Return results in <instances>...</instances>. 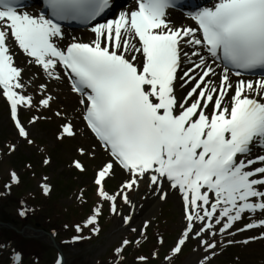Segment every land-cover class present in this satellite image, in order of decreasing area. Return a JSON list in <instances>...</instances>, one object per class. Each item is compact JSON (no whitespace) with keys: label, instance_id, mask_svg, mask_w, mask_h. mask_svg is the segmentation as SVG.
<instances>
[{"label":"snow or ice","instance_id":"1","mask_svg":"<svg viewBox=\"0 0 264 264\" xmlns=\"http://www.w3.org/2000/svg\"><path fill=\"white\" fill-rule=\"evenodd\" d=\"M44 3L52 18L19 11L18 0H0V94L10 105L21 137L28 133L18 119V108L31 107L32 98L17 91L23 88L22 69L15 65L10 42L49 77L59 79L55 70L62 66L72 91L82 97L79 103L87 127L113 158L94 180L98 197L111 202L113 213L117 197L131 203L127 193L143 178L153 186L167 180L180 192L187 225L173 254L181 251L196 221L201 228L194 235L206 249H214L215 243L202 239L213 229V221L221 225L223 234L245 214L264 212V155L250 156L256 144L264 149V79L240 80L235 85L230 81L233 69L236 76L240 70L264 69V0H216L213 7L191 16L196 27L180 28L170 27L165 19L173 0H137L136 10L120 12L118 18L92 27L90 43L73 42L63 49L55 43L62 37L55 21L96 20L109 7V0ZM183 46L192 51H184ZM182 55L190 65L179 77L182 86H194L178 102L174 87ZM217 61L223 65L218 85L211 82L217 75L213 65L220 66ZM50 100L42 98L39 104L47 108ZM74 134L71 124L62 126V136ZM114 164L129 179L119 193L110 195L104 181ZM74 166L83 171L79 161ZM11 180L18 182L15 173ZM42 188L47 194V185ZM160 198L165 199L166 193ZM99 214L97 207L84 226L95 225ZM130 220L124 217L125 224ZM254 228H264V219L237 231ZM128 243L123 241L125 246ZM122 251V247L115 250L117 255ZM13 260L20 264L18 253Z\"/></svg>","mask_w":264,"mask_h":264},{"label":"rangeland","instance_id":"2","mask_svg":"<svg viewBox=\"0 0 264 264\" xmlns=\"http://www.w3.org/2000/svg\"><path fill=\"white\" fill-rule=\"evenodd\" d=\"M26 66L33 65L26 60ZM50 109L42 107L39 101H32L31 107L21 106L18 115L28 135L19 137L0 94V259L3 264H14L13 256L17 253L20 264H57V261L60 264H201V261L203 264H264V254L256 256L257 250L253 249L264 247L260 238L264 233L254 229L251 231L255 232L247 231L250 233L237 237L245 232L237 229L252 219L238 221L231 237L205 238L216 244L214 249H206L201 239L190 234L181 251L173 254L172 249L187 224L180 207L176 210L170 199L154 209L155 201L148 207H139L129 198L131 203L124 205L117 202L123 200L118 196L113 213L111 202L98 197L93 178L107 160L106 155L98 147L101 157L93 158L77 151L74 148L77 137L62 136V125L69 123L73 127L72 120ZM78 119L81 123L80 116ZM75 161L80 162L83 171L76 169ZM12 173L16 174L17 183L12 182ZM121 174L122 170L115 167L106 177L104 189L110 195L119 193L122 182L127 181ZM42 185H47V194ZM97 207L100 214L95 225L85 227ZM119 209L123 213L114 223L113 217ZM21 211L26 215L21 216ZM134 214L138 221L125 224L124 217L132 218ZM177 217H183L180 224ZM124 225L128 227L125 230ZM93 228L99 231L93 232ZM250 236L252 240H248ZM124 240L129 241L126 246ZM121 247L123 251L117 255L115 250ZM201 248L204 251L199 254Z\"/></svg>","mask_w":264,"mask_h":264},{"label":"bare ground","instance_id":"3","mask_svg":"<svg viewBox=\"0 0 264 264\" xmlns=\"http://www.w3.org/2000/svg\"><path fill=\"white\" fill-rule=\"evenodd\" d=\"M124 7H126V5H124ZM34 9H37V7H34ZM24 12H27L30 15L36 16L34 11L30 10V8H25ZM166 20L169 22V25L170 23H174L176 25H180L182 23V21H173L171 19H166ZM90 28L92 29V26L84 30L85 32H87V36H79V35L70 33L61 28L62 37L57 38L55 40V43L58 46L63 40H69L72 36H76L80 38V40H75L76 42L79 41L83 43H90L94 39V34L92 33ZM10 49L14 57L15 65L18 68L22 69L21 83L23 84V88L18 89L17 90L18 92H21L22 94L26 96H30L33 101H36V100L40 101L42 98L51 97L50 104H49V108H51L50 112L56 113L57 111H60L62 112L63 116L66 118L67 116H71L72 118L76 119L77 115H80V117L82 116L83 106L79 103L81 97L78 94L74 93L71 90V88H69L65 78L60 73V70H64L62 67L58 66L55 70V75L59 76L60 77L59 79H56L54 77H49L48 74L45 73L44 70L40 66L36 65L34 62H32L34 64L32 68H28L27 66H24L25 59L31 60V58L27 57L22 52V50H20L18 47H16L11 42H10ZM183 49L188 50L187 52L192 51V49L188 46H183ZM189 58L193 59L195 62H199L195 57H189ZM186 62L187 60L182 55L181 64H184ZM213 67L215 69L216 74L219 73V71L221 70H222L221 72H223V68H219L216 65H213ZM215 76L211 77V82L217 84L218 77H216V81H215L214 79ZM231 78L232 76L230 75V81L233 84V80H231ZM182 84H183V81L178 77L177 80L175 81V87H174V93H175V96L178 102L183 101L182 94L179 93L183 87ZM41 85H44L45 87L42 89ZM19 111H20V107L18 108V112ZM74 124H75V134L74 135L77 137V141L74 145V148L80 152L81 150H83L82 151L83 153L85 154L87 153L90 157H93V158L95 156H99V157L103 156L96 149L95 144L89 142V141H92V139H90L89 136L86 135L85 128L81 127L77 120L74 121ZM121 175L129 179V174L126 171H123ZM134 192L137 193V195L133 194ZM165 193H166V198L161 199L160 196ZM129 196L133 199L134 203L139 207L141 206L148 207L150 202L155 201L153 203L154 209L155 207L160 206V203L165 201L168 198L173 202V205L176 210L180 207V210L182 211L181 202L179 199L180 198L179 193L175 189L170 188L168 184H165L164 182L162 183L161 187H158V186L151 185L150 181L147 178H143L140 180L139 185L137 187H134L131 190ZM156 196L157 198L155 199ZM119 203L125 205L124 201L119 200ZM151 210L152 209H150L149 211ZM122 213L123 212L121 209L117 211V214L113 217L114 223L117 222L121 218L120 215H122ZM182 218L183 217L176 218L179 224L181 223ZM245 218L252 219L253 222H258L260 219H264V212L247 213L242 217V219H245ZM137 219L138 217H136L134 214L131 218L130 223L138 221ZM237 222L234 223L233 227L229 229L228 232H225L222 234L219 232V228L221 227V225H215L213 221V225H214L213 229H211L209 232L203 233L202 239L203 240L213 239L212 237H215V236H230L231 237L232 233L236 229L235 226ZM127 228H128L127 225L126 226L124 225L122 227L123 230ZM200 228H201V223L199 221H196L194 225V231L191 235L195 236L194 233L196 231H199ZM257 230L264 233V228H258ZM251 232H255V231H251ZM212 233H214V235ZM247 233H250V232L241 233L237 237L240 238L241 236H245ZM252 238L253 237L250 236L248 237V240H251ZM262 240H264V238ZM256 243L252 242L251 244H256ZM253 249L257 250L255 252L256 256L264 254V252L262 253V251H264V247H262L259 250L255 247H253ZM199 250H200L199 254H202L204 251V249L202 248ZM191 258L192 257H190V259ZM0 264H3L1 259H0Z\"/></svg>","mask_w":264,"mask_h":264}]
</instances>
